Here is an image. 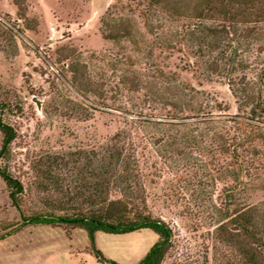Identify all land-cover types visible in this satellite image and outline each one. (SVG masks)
<instances>
[{
  "label": "rangeland",
  "instance_id": "1",
  "mask_svg": "<svg viewBox=\"0 0 264 264\" xmlns=\"http://www.w3.org/2000/svg\"><path fill=\"white\" fill-rule=\"evenodd\" d=\"M108 13L131 23L132 41L102 37L101 20ZM145 20L130 0H22L21 9L0 0V100L7 102L3 117L15 130L7 166L23 186L20 206L26 213L45 209L50 195L71 190L78 172L87 173L86 164L116 147L133 162L146 211L172 229L161 264H240L217 226L226 208L264 206V139L251 144L258 149L253 157L239 149L247 166L234 181L226 172L234 160L221 144L238 141L241 112L227 77L205 70L193 46L158 43L170 31H181V22L156 16L152 23L159 27L150 31ZM239 57L250 65L245 75L256 78L257 45ZM74 61L90 82L101 85L100 95L82 96L71 84L67 65ZM124 76H134L141 86L127 88L120 82ZM151 85L163 95L177 92L190 108L204 105L205 117L186 110L181 115L187 118L169 119L168 102L149 98L145 86ZM186 133L197 143L169 144ZM46 169L59 179L58 187L43 180ZM20 222L0 178V233L12 232L0 239V264H102L82 229ZM156 240L149 229L94 235L95 247L119 264H136Z\"/></svg>",
  "mask_w": 264,
  "mask_h": 264
},
{
  "label": "trees",
  "instance_id": "2",
  "mask_svg": "<svg viewBox=\"0 0 264 264\" xmlns=\"http://www.w3.org/2000/svg\"><path fill=\"white\" fill-rule=\"evenodd\" d=\"M17 9H21L22 0H12ZM145 17L144 24L153 31L159 27L152 20L158 16L170 23L181 22L182 30L170 31L166 37H161L158 43L165 48L193 46L195 56L205 65L204 69L227 77V85L235 99L241 119L236 123L240 131L238 141L231 144L222 143L224 152L230 154L234 160L232 167L226 169L234 181L241 180V173L245 171L247 162L241 158L240 151H245L253 157L258 149L250 147L253 141L264 139V98L262 87L264 84V0H130ZM103 25L102 37L118 43L122 38L132 41L133 27L125 19L109 17L101 20ZM28 28L31 26L27 23ZM257 45L260 55L257 77L250 78L245 71L250 68L249 63L241 53L248 52ZM229 51V52H228ZM241 52V53H240ZM70 53L61 59L65 61ZM239 53V54H237ZM71 72V84L82 96L88 92L101 94L100 84L90 82L81 71L78 62L67 65ZM239 74V75H237ZM238 76V77H234ZM255 78V79H254ZM122 85L130 89H138L141 82L134 76H124L120 79ZM144 86V85H143ZM149 98L159 99L170 105L171 120L187 118L181 113L186 110L191 114L203 116L207 112L202 104H192L187 99L179 100L174 92L162 94L157 86H145ZM7 102L0 100V178L5 184L8 198L16 208L19 225H50L64 231L82 229L88 238L91 250L102 264H119L104 257L94 245L96 232L107 234H124L149 229L157 235V240L151 245L145 255L136 264H161L171 246L172 229L160 217L152 216L143 206L138 188V176L132 172L133 162L127 160L129 155L116 147L102 155L96 162H89L84 167L85 172H78L77 184L57 197L50 195L45 209L26 213L20 206L23 192L21 182L8 170L7 161L10 155V145L15 138L14 128L5 121L3 109ZM190 108V109H189ZM154 124H183L158 122ZM241 124V125H240ZM221 138V137H219ZM170 145L194 143V135L181 134L171 137ZM232 145L233 149L229 146ZM247 148V149H246ZM250 148V149H249ZM240 149V151H239ZM239 159V160H238ZM237 166V168H236ZM50 171H42L43 180L58 187L59 179ZM46 183V182H45ZM43 183V184H45ZM46 186V185H44ZM53 190H56L55 188ZM66 190V189H65ZM112 192L118 196L113 197ZM112 196V197H111ZM141 201V202H140ZM15 227H12L14 229ZM220 237L230 243L240 258V264H264V206L259 208L251 205H239L224 209L218 226ZM16 230V229H14ZM12 232L4 230L0 239Z\"/></svg>",
  "mask_w": 264,
  "mask_h": 264
}]
</instances>
